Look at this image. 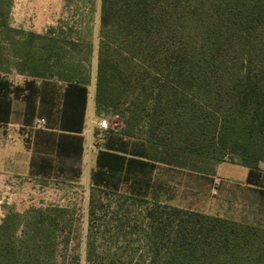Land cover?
I'll list each match as a JSON object with an SVG mask.
<instances>
[{
  "label": "trees",
  "instance_id": "1",
  "mask_svg": "<svg viewBox=\"0 0 264 264\" xmlns=\"http://www.w3.org/2000/svg\"><path fill=\"white\" fill-rule=\"evenodd\" d=\"M13 4L0 0V126L11 121L15 100L26 102L29 116L37 103L57 106L58 127L41 132L43 143L79 162L91 83L76 61L80 35L73 27L43 34L16 28ZM97 58L96 110H113L124 130L108 131L93 189L151 187L159 161L149 158L147 142L218 163L239 158L249 169L247 183L264 193V0H102ZM13 70L29 80L15 85L5 76ZM127 104L129 112L119 113ZM138 136L146 137L143 144ZM105 207L92 194L90 217ZM35 212L23 237L38 247L55 245L66 209ZM143 218L150 264H264V228L159 201L148 203Z\"/></svg>",
  "mask_w": 264,
  "mask_h": 264
},
{
  "label": "rangeland",
  "instance_id": "2",
  "mask_svg": "<svg viewBox=\"0 0 264 264\" xmlns=\"http://www.w3.org/2000/svg\"><path fill=\"white\" fill-rule=\"evenodd\" d=\"M101 3L102 0H14L11 10L12 25L28 32L43 34L50 27L75 29V35H80L76 61H82L83 68L91 74V99L96 93ZM5 76L15 85L29 80L15 70ZM36 106L34 116H29L26 102L15 100L11 121L0 126V264H99L111 259L113 264H150L143 211L154 201L264 228V193L257 186L218 179L216 168L221 163L212 156L172 152L165 146L144 143L146 137L138 136L135 141L144 143L149 158L159 161L151 187L144 186L140 193L136 185L124 183L119 190L96 191L91 175L98 151L109 137V130H124L121 117L113 110L98 113L96 108L94 116H85L84 151L76 162L56 156L43 143L41 132L58 127V107L51 109L40 103ZM130 107L123 105L119 113L129 112ZM40 118L46 119L44 129L35 128ZM98 119H107L110 128L100 131ZM143 128L144 124L139 123L136 130L140 133ZM10 135L18 140L10 142L15 139ZM161 138L167 143L171 136L164 133ZM238 162L239 158L228 157L222 172L235 174L231 172L232 164ZM92 194L106 205L102 215L94 218L89 211ZM51 205L66 209L60 218L64 222L55 245L38 247L23 237L22 231L27 220L38 216L36 209ZM118 205L121 213L116 222L108 225L116 217Z\"/></svg>",
  "mask_w": 264,
  "mask_h": 264
},
{
  "label": "crops",
  "instance_id": "3",
  "mask_svg": "<svg viewBox=\"0 0 264 264\" xmlns=\"http://www.w3.org/2000/svg\"><path fill=\"white\" fill-rule=\"evenodd\" d=\"M95 99L94 98H90V95H88V103H87V109H86V118L87 116L90 114V115H95ZM83 135V134H82ZM11 137L13 135H10ZM12 138H15V139H10V142H14L15 140L17 141L18 139L16 137H12ZM19 142H17L18 144ZM227 163H221L217 166L216 168V176L218 177V179H221V178H230V179H233V180H238V181H241V182H245L247 183V178H248V174H249V169L247 167H244L242 165H238V164H232V171L231 172H234L235 174H224L222 172L223 170V166L226 165ZM261 169L264 171V163H261ZM27 170H29V164H26L24 166V171L27 172ZM247 185L250 186V184L247 183ZM264 190V188H263Z\"/></svg>",
  "mask_w": 264,
  "mask_h": 264
},
{
  "label": "built area",
  "instance_id": "4",
  "mask_svg": "<svg viewBox=\"0 0 264 264\" xmlns=\"http://www.w3.org/2000/svg\"><path fill=\"white\" fill-rule=\"evenodd\" d=\"M45 125H46V119L40 118V119H37L35 128L36 129H44ZM97 125H98L99 130L102 132L107 131L110 128V125H109V122L107 119H98ZM77 264H80V263H77ZM81 264H83V263H81Z\"/></svg>",
  "mask_w": 264,
  "mask_h": 264
}]
</instances>
